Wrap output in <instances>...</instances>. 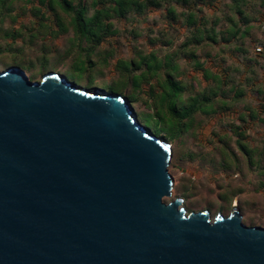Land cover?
<instances>
[{"label": "water", "instance_id": "1", "mask_svg": "<svg viewBox=\"0 0 264 264\" xmlns=\"http://www.w3.org/2000/svg\"><path fill=\"white\" fill-rule=\"evenodd\" d=\"M169 144L126 98L0 70V264H264V226L172 194Z\"/></svg>", "mask_w": 264, "mask_h": 264}, {"label": "rangeland", "instance_id": "2", "mask_svg": "<svg viewBox=\"0 0 264 264\" xmlns=\"http://www.w3.org/2000/svg\"><path fill=\"white\" fill-rule=\"evenodd\" d=\"M46 1L0 0V70L17 66L36 81L55 71L121 95L170 146L172 194L163 200L182 198L187 211L207 209L211 219L236 207L245 225L264 226V11L250 9L255 15L236 23L246 33L227 42L223 22L212 31L224 0H157L160 7L113 15L110 33L94 44L75 34L58 0ZM171 106L191 114L181 120Z\"/></svg>", "mask_w": 264, "mask_h": 264}, {"label": "trees", "instance_id": "3", "mask_svg": "<svg viewBox=\"0 0 264 264\" xmlns=\"http://www.w3.org/2000/svg\"><path fill=\"white\" fill-rule=\"evenodd\" d=\"M109 1V2H107ZM91 0L90 6L92 8V13L89 17H86V11L88 10L89 6L87 4V0H79L76 4H73L72 0H58L62 8L65 10L66 13L70 14L71 22L74 29L75 34L80 37L84 38L86 41L99 44L101 40L106 37L110 33V18L115 15L117 17H125L127 14L131 12H139L142 10L143 6H154L160 7L157 0H147L146 3H143L142 0ZM225 2L223 5H218L217 8H214L213 12L216 13L213 22H212V31H217L216 27L219 26V22H223L225 25L222 28H219L218 32L223 39L227 42H232L236 37L246 33L237 26V22L241 17L243 20H247L249 14L258 13V8H255L254 5L257 4V0H252L253 3L248 4L245 3V0H224ZM46 3L51 5L52 0H47ZM248 4V6H247ZM261 7L264 6V0H260L258 3ZM252 9L254 13L250 10ZM263 12V11H262ZM223 13V14H222ZM264 13V12H263ZM263 15V14H262ZM190 17L189 24L193 23ZM240 22V21H239ZM215 27V28H214ZM208 38L216 39L208 34ZM148 67V66H147ZM149 68L141 71L135 80H142L147 73L149 72ZM173 85H175L173 83ZM179 87L174 86L172 90L173 97L177 95V90ZM173 114L177 116L179 119H185L189 117L191 112L187 108H183L182 110L178 111L175 110L174 107H170ZM182 124H176L175 131L182 129Z\"/></svg>", "mask_w": 264, "mask_h": 264}, {"label": "crops", "instance_id": "4", "mask_svg": "<svg viewBox=\"0 0 264 264\" xmlns=\"http://www.w3.org/2000/svg\"><path fill=\"white\" fill-rule=\"evenodd\" d=\"M256 2H258V3H259V2H260V0H257ZM257 8H258L259 10H261V11H264V8H262L260 5H259V6L257 5Z\"/></svg>", "mask_w": 264, "mask_h": 264}, {"label": "built area", "instance_id": "5", "mask_svg": "<svg viewBox=\"0 0 264 264\" xmlns=\"http://www.w3.org/2000/svg\"><path fill=\"white\" fill-rule=\"evenodd\" d=\"M257 50L259 51V50H260V48H257Z\"/></svg>", "mask_w": 264, "mask_h": 264}]
</instances>
